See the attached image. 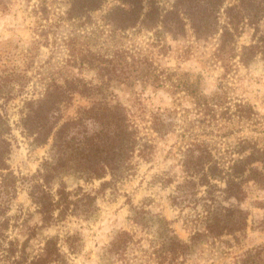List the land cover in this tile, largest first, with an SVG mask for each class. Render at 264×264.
I'll list each match as a JSON object with an SVG mask.
<instances>
[{"label": "trees", "instance_id": "16d2710c", "mask_svg": "<svg viewBox=\"0 0 264 264\" xmlns=\"http://www.w3.org/2000/svg\"><path fill=\"white\" fill-rule=\"evenodd\" d=\"M9 3L10 0H0V10H6ZM67 3L65 18L73 22L75 31L63 40L66 56L47 76L40 96L28 100L23 112V127L32 143L50 144L41 168L26 178L35 214L45 226L72 217L94 219L99 210L98 194L112 183L105 180L94 191L82 186L70 191L64 178L74 176L88 181L107 175L112 180L126 177L136 156L152 160L157 139L166 140L176 131L179 112L165 107L149 114V128L156 137L142 134L134 118L137 114H132L133 107L146 114L140 85L148 84L155 90L162 87L172 96L189 98L213 121L219 108L228 103V83L223 78L239 64L248 67L257 58L264 60V0H67ZM98 11L103 22L101 35L89 31V26L96 22L93 13ZM248 29L252 30L250 42L239 46V39ZM80 30L87 36L94 34L93 45L98 48L81 40ZM129 33H153L156 45L167 36L184 41L193 38L195 43L203 45L216 40L212 55L216 63L221 61L224 73L214 93L208 95L204 91L201 74L182 71L180 67H160L149 53L128 44ZM44 43L48 44L49 40ZM21 75L17 71L0 74V99H9L10 85L26 86L28 82L18 81L25 79ZM234 105L236 109L231 113V106H225L223 113H229V119L257 118L258 112L250 103L240 100ZM11 130L6 114L0 109V261L2 264H69L68 252L77 254L81 250L79 229L68 232V252L50 238L41 254L31 256L27 247L36 234L31 227V231L28 229L23 208L19 214H9L22 183L9 163ZM238 154L227 165L206 139L188 141L180 159L183 179L175 187L172 203L181 208L200 205L204 215L192 221L194 227L188 242L171 228L173 234L168 237L166 254L173 255V260L178 254L186 256L193 248L209 242L215 244L216 240L227 242L230 236L238 238L246 232L249 211L241 204L247 198L246 187L250 183L264 190V143L256 138H244ZM174 181L172 178L169 183ZM218 191L223 193L228 205L221 204ZM258 207L264 210V198L258 201ZM131 209L135 212L134 222L145 224L141 218L143 211L133 204ZM12 220L15 223L11 224ZM12 227L27 238L9 239L7 232ZM134 236L125 229L118 231L111 241L115 253L123 256ZM241 264H264V247L248 250Z\"/></svg>", "mask_w": 264, "mask_h": 264}, {"label": "rangeland", "instance_id": "374dc122", "mask_svg": "<svg viewBox=\"0 0 264 264\" xmlns=\"http://www.w3.org/2000/svg\"><path fill=\"white\" fill-rule=\"evenodd\" d=\"M232 1L234 0H228ZM68 9L67 0H10L8 8L0 10V74L22 72L21 76L25 79L19 78L18 81L28 82L26 86L18 83L10 85L9 99H0L1 112L6 114L12 128L9 163L22 181L19 183L18 198L12 200L9 214H19L23 208L22 216L26 218L27 227L36 234L29 241L28 254H41L46 240L50 238L57 240L61 249L68 252L67 235L75 229H79L82 234L81 250L77 254L68 252L69 264H241L248 250L257 246L264 247V225L260 226L264 221V210L258 207V201L264 198V190L250 183L246 187L247 198L241 204L249 211V225L244 234L238 238L230 236L228 241L227 237H223L227 242L216 240L215 244L209 242L193 248L186 256L178 254L175 260L172 259L173 255L166 254L168 237L173 234L171 228L182 240L188 242L194 227L192 221L196 222L204 215L200 205L181 208L172 203L175 187L183 179L180 159L188 141L206 139L213 152L223 158L227 165L238 157V149L244 138H256L264 143V60L260 58L248 67L239 64L227 78H223L228 83V103L219 108L213 121L189 98L172 96L162 87L155 90L148 84L140 85V96L146 114L136 111L138 109L134 107L132 114H137L133 116L142 134L156 137L149 128V114L152 110L165 107L176 108L179 112L176 131L166 140L157 139L158 145L152 160L136 156L126 177L112 180V176L107 175L102 179L88 181L74 176L64 178L70 191L79 186L94 191L101 187L103 181H112L98 194L99 210L94 219L72 217L50 226L40 222L39 216L35 214L26 178H30L41 168L48 157L50 144L36 146L32 143V138L23 127V112L28 100L40 96L47 76L66 56V44L64 45L63 40L75 31L73 22L65 18ZM93 16L96 22L89 26V31L101 35V11L93 13ZM83 31L80 30L79 34L81 40L89 41L90 46L98 48L93 45L95 35L91 33L87 36ZM251 33L252 30L248 29L242 35L239 46L250 42ZM153 37V33H129L126 40L134 48L149 53L160 67H180L182 71L201 74L204 91L208 95L214 93L224 73L221 61L216 63V58L212 55L217 47L216 40L203 45L195 43L193 38L184 41L167 36L160 45H156ZM46 39L49 43L42 44ZM240 100L253 106L258 112L256 119L240 121L237 118L229 119V113H223L225 106H231L230 113L233 112L236 109L235 102ZM123 101L128 102L124 98ZM172 178L175 181L169 183ZM218 183L224 187V184ZM218 195L221 204L228 205L223 200V193L218 191ZM132 204L143 211L141 218L145 224L134 222ZM12 223L15 221L12 220ZM124 229L135 236L134 242L122 256L115 253L111 241L118 231ZM19 232L20 230L12 227L7 232L9 239L19 237L23 241L27 238V235ZM25 234H28V230Z\"/></svg>", "mask_w": 264, "mask_h": 264}]
</instances>
